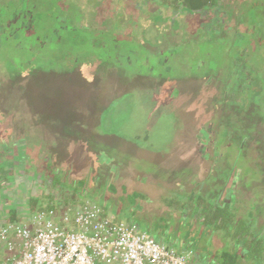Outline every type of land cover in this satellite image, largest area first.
<instances>
[{"label":"rangeland","instance_id":"rangeland-1","mask_svg":"<svg viewBox=\"0 0 264 264\" xmlns=\"http://www.w3.org/2000/svg\"><path fill=\"white\" fill-rule=\"evenodd\" d=\"M244 2L246 1L235 0L231 5L225 6V12L223 11L225 14L218 10L215 17L218 18L219 21H224L226 23L225 26H228L233 32L239 30L243 32V30L246 29L249 34L251 31L257 33L261 26L264 31V0H260L258 6L249 5L246 7L248 11L257 10L256 13H254L255 22L251 19L246 26H244L245 21L250 18L248 14L244 13L242 6ZM251 3H253V1ZM107 5L108 2L103 4L99 3V0H96V5L92 8L94 13L99 16L101 24H104V21L106 22V20L100 18V15L102 16L104 14L103 7ZM79 8L80 3H78L77 0H0V140L4 141L7 139L3 135L6 129H8L10 133L15 132L17 135H22L26 127L24 121L30 114L36 116L33 113L36 112V107L46 114V109L49 105H46L44 100L49 97L52 98L53 96L50 94L53 91H60L62 93L57 96L59 100L63 99L65 96L67 103H80L82 100V93L76 90L74 78L76 75L81 74L85 68V74H90V77L94 75L93 72L95 73L96 79L89 83H91L90 86H93L97 82L98 88L105 84L104 80L100 78H105L104 75L107 73L109 67H111V75L112 73L116 75L114 71L120 69L118 73L119 75H123L122 79L124 82L121 85H115V83H113L110 88L118 92H125L127 90V86L124 85L126 84V80L132 81L131 85L133 88L130 89L131 92L125 93L123 97L117 99L120 108L127 109L128 123L124 121L122 116L113 120V117L111 118L109 114H107L104 117L102 128L105 131L111 132L121 140H125L131 144H133V142L136 143L137 145H130L132 146L130 152L133 153L136 160L140 159L142 161V158L148 159V161H142L145 163L143 168L146 167L147 169L149 166L148 163L158 162L162 157H159V154L152 155V152H150L147 147H144L145 145H142L140 141L134 140L132 142L133 136L139 133L136 121L141 125H145L148 122L149 125L155 117L157 118V116L161 114L165 115L167 112L163 105H175L173 103L169 105L168 100H173L175 103L178 101L180 105H188V103L199 104L197 98L199 100L202 99L204 103H210L212 100L211 97L207 98L208 92L215 96L218 94L217 97L221 98V91L230 79L228 65H225L227 63V58L237 57L234 44L243 41L236 38L234 43L224 38L217 40L214 38L209 39L210 37L206 33H203V27L205 26L203 23H209L210 17L203 19V23L201 22V18L198 22L196 19H191L189 21L187 26L189 31L187 35L188 42H193L195 44L194 47H197L201 42L203 44L213 43L214 46L217 47L216 56L219 58L218 63L222 67L224 66L223 74L218 76L220 78L217 79L216 82H209V77L205 75L195 76L193 73V75L191 74L193 69L192 63L185 65L176 62L178 60L180 61L183 56L180 57L175 55L172 58L168 55L169 58H158L155 49L148 44H144L147 52L144 51L143 53L140 51L139 48L141 47L142 41L138 39L136 34L137 27H135L133 32L125 33L117 29L119 25L116 22L114 25L112 22H108V24L112 26V35L114 37L115 35L118 36L114 38L110 33L111 28L106 32H102L100 30L97 31V29L91 30L88 27L82 26L79 19L81 14L85 11L83 12ZM85 13L90 14L88 10H86ZM152 27L153 23L147 27L143 26V29H146L144 33H146V37L149 41H152L154 37L152 36L154 35ZM224 28L225 30L222 29L221 33H228L226 27ZM174 30H177V28L174 27ZM98 33L99 35L104 34L101 38L105 40L104 44H106V42L108 43V47L105 46L102 48V46H96L93 44V41H88L86 45L75 44L78 40L77 37V40H74V44H72L69 38L72 36H80V39L90 38L97 36ZM258 36L257 38V35L253 33L249 43L255 47L260 45V41H264V36L261 33H258ZM197 40L199 41L195 42ZM182 48L185 51L187 47ZM132 49L134 51L136 49V51L140 53V57L137 55L131 57L130 52ZM189 49L193 50V47L190 46ZM257 51L258 53H262V57L261 54H252L250 55L248 63L243 62L245 67L252 62V69L257 70L254 71L255 77L250 86L246 87L247 89L244 90V80L242 78L239 80L238 84L233 82V88L236 86L234 89L239 90V87H241L240 94L238 92L237 98L234 99V94L230 92L231 96L229 94V97L225 99L227 101L219 105L218 110H216V115L214 113L215 116L213 115V117L206 122L208 128L206 136L208 140H213V136H210L212 134H209V122H213L214 124L211 127L216 128V138L214 140L217 142L216 146H219V151L216 152L219 156L218 162L215 163V161L213 162L205 159L204 161H198L197 155H193L189 160V157L193 153H196L201 131L199 129L191 132V129L183 127L178 129L177 137L183 134V136L187 138L182 145L178 146V150L168 155V158H170L167 160L169 163H174L171 167L172 169L184 167L189 163L192 164V168L188 170L187 173L185 171H180V174H184L185 176L190 174L191 178H196L199 170L203 171L205 176H207L211 168L216 166L214 168V171L217 173L216 180L211 178L209 182L203 186V189L208 190L213 188V193H216L222 184H226L225 176L228 179L227 183H229L230 180L231 182L232 180L236 182L240 191L238 194L241 193L246 200L244 202L246 206L244 211L249 221L253 219L250 218L252 217V211L256 213V215L257 213L260 214V212L264 213V50L260 48V50ZM98 59H104V61L93 63ZM115 66H117V68H114ZM141 72L144 73V77L147 79L145 83L146 87L143 88H141L142 84L139 82L141 81L139 77ZM241 73L242 76H246L243 71ZM188 74H191V76H187ZM136 76L139 78V81L133 80L134 77V79H136ZM17 79H19V85L24 86L26 82L28 86L32 84V88H30L29 92L31 93L32 91L33 94L25 98L26 102H24V87L18 85L15 81ZM35 84L38 86L36 90L33 89ZM165 84H168L169 89L164 87ZM255 84L259 88H257ZM201 91H203V94ZM151 93H154L157 97L161 94L162 98H147ZM164 94H167L170 99L167 98L168 96L163 97ZM232 99L235 101L233 102ZM10 101L14 102L12 112H6L5 108L10 106ZM27 101L28 105H26ZM87 104L93 109L94 106L98 104V98L93 96ZM141 104H145L144 112L140 111ZM14 106L21 107L15 109ZM29 106H31L33 110L26 108H29ZM153 110H156V112ZM9 114H13V119H11V115ZM169 114H171L174 119L173 110L169 112ZM148 117L149 120H147ZM21 123H23L22 126L20 125ZM30 123L32 125L38 124V122L33 120H30ZM23 125L25 127H23ZM164 127L167 129H157L156 131V136H162V138L156 141L149 139L153 148L156 150L165 143L169 145L172 144L168 149H171L177 143L176 141L175 144H173V142L177 140L176 134L169 132L168 125ZM144 131H142L141 135L144 134ZM41 136L42 130L40 129L38 137ZM49 141H51V143L46 145L49 151L52 149L57 156L58 154L64 153L61 143H58L59 148L56 150V139L52 135ZM237 141L238 144H236ZM244 141L248 146L243 148L242 145ZM226 144L230 145V148H226ZM189 147L192 148L193 153L183 158L181 153L184 149ZM246 147L248 148L247 151L245 150ZM90 149H93L92 151L95 154L92 159L85 158L86 154L84 153L86 150L84 151V148L82 151L80 150L78 153H75L77 158L74 159V162L77 164V169L74 170L76 174L72 176L73 178L85 176L83 172L88 169V165H91L95 170L110 172L111 169L108 168L106 161L102 160L104 159L102 156L105 155L113 158L115 162L123 161L125 165L119 169V176L114 177V179L112 178V183L116 185L124 183L128 178L133 177L134 174L139 172L137 171L139 164L134 158L123 157L120 153L113 154L109 152L105 144L103 145L97 139L96 143L88 146L87 150ZM208 149L209 153H214L211 145H208ZM50 154L53 156L51 151ZM78 157L81 159H78ZM233 169L234 175L230 176ZM163 172L165 175H163L162 178L167 177V172ZM131 173L133 174L130 176ZM103 180L104 181L99 185H105V178ZM86 182L88 183L87 187H89L93 184L94 179L92 176H89ZM29 185L35 195L47 193V191L49 193L51 191L54 193L49 187L50 184L48 185L47 183L45 184L37 181ZM137 185L138 183H135L132 188L136 189ZM75 186L78 187L79 190L81 189V184L78 182ZM92 186L86 189L88 193L92 191ZM99 190L102 191V197L111 196L113 191H115L113 187L110 186L101 187ZM172 195L174 198L176 197L175 194ZM54 196H56L57 200L62 201L65 199L64 196L66 195L63 192H58L56 195L54 193ZM212 197H216V195H212ZM178 198L180 199L182 196H178ZM174 201L176 203L178 202L176 198ZM209 204L214 206L215 209L216 203L214 201L209 202ZM119 205H122V209L120 212L113 210V216H116L119 220L133 221L135 215V213L131 215V211L135 209L133 198L131 200L124 198ZM208 208L209 206L205 208L206 213H208L205 219H200L197 223L191 222V220L189 222L187 221V223L184 222L183 227L180 229V232H183L182 236L184 238L182 244L185 245V248L192 249L196 255V259L201 261L202 264H243L244 260L242 254L239 255L241 252L239 251V247H233L231 244L235 242L234 240L231 241L230 239H226V241L224 240L223 246H218L219 240H217L216 237L223 236H220L218 227L223 226L226 220L223 217H219L214 221L210 213H214L216 209L213 210L212 208ZM28 209H30V207L27 206L24 214V221L27 224H29L28 222L31 221L32 217L27 214H33L32 212H28ZM141 211L144 216L141 222L142 224L140 225L141 227L151 229L156 236H160V231L163 229L167 232V235H173L176 232L175 222L156 219V217L158 218L161 215H166L164 209H159L149 204L147 210L143 209ZM194 211L196 210L194 209ZM221 213H223V211H221ZM151 218H153L152 221L150 220ZM56 219L58 220L59 218L56 217ZM247 220H245L244 223H247ZM161 224L163 226H161ZM234 225H236V227L233 232L238 233L241 229L239 223ZM262 227L264 229V223ZM211 250L214 253L211 252Z\"/></svg>","mask_w":264,"mask_h":264},{"label":"trees","instance_id":"trees-1","mask_svg":"<svg viewBox=\"0 0 264 264\" xmlns=\"http://www.w3.org/2000/svg\"><path fill=\"white\" fill-rule=\"evenodd\" d=\"M77 1L80 3L79 9L81 11L86 12V10H88L90 12V14L85 12L82 13L79 20L81 21L82 26L88 27L91 30L97 29V31L100 30L102 32H106L111 28L110 33L112 35V26L109 25L108 22H112L113 25L116 22L119 25L117 29H120L125 33L133 32L135 27H137L136 34L138 39L142 41L139 50L143 53L144 51L147 52L144 44L146 45L148 42L151 44L155 39L160 43L169 42L171 44V47L168 51H163L162 49V51H155L158 58H167L168 55L173 58L178 53H184L187 49H189L190 46H192L193 50L189 49L191 54L190 60L192 67H194L191 73L194 75L204 74L206 77H209V82H216V80L220 78L218 76L223 74L224 66L222 67L218 63L219 58L216 56L217 47L214 46L213 43L203 44L201 42L197 47H194L195 44L193 42H188L187 35L189 31L187 26L189 21L191 19H196L198 22V20L201 18L202 22L206 17H210L209 23L202 22L205 25L203 27V33H206L210 37L209 39L214 38L217 40L224 38L233 43L236 39L243 41L236 42L234 44L237 57L227 58V63L225 65H228L230 79L227 81L228 83L221 91V98L217 97L218 94L215 96L208 92L207 98L211 97L212 101L210 103L205 102V104L193 103L195 104L194 108H187L186 105H178V102L175 103L173 100H168L169 105L172 103L175 105H163L167 113L165 115L161 114L160 116H157V118L155 117L154 120L151 121L152 124L150 123V126L148 125L149 127L144 129L145 131L143 130L144 134H136L137 141H140L141 144L146 143L149 151L151 150L152 153L161 155L167 153V149L170 146L169 144L165 143L163 146L158 147V150L153 148L149 139L156 141L159 138H162V136H156L157 129H167L164 126L168 125L169 132H172L173 134L176 133V136L178 129L181 127L191 129V132L200 129V141L198 143L196 153L193 155L198 156V161H204L205 159L213 162L215 161V163H217L219 156L216 152L219 151V146H216L217 142L214 140L216 138V128L211 127L214 124L213 122H209V134H212L210 136H213V140H208L206 136V132L208 130L206 122L213 117L214 113L216 115V110H218L219 105L227 101L225 99L229 97L230 92H232L231 94H234V99L237 98L238 92L240 94L241 87L238 86L239 90L234 89L236 86L233 88V82L238 84L239 80L242 78L244 80V90H246V87H249L252 83L253 78L255 77L254 71L257 70L252 69V62L247 67L244 66L243 62L248 63L250 55L252 54H261L262 57V53H258L257 50H260V48L264 50V41L261 40L260 45L256 47L249 43L253 33L257 35V38L259 37L258 33H261L264 36L262 26L259 27V32L257 33L251 31L249 34L246 29L243 30V32L240 30L233 32L228 26H225L226 23L224 21H219V19L215 17V15L218 13V10L224 13L225 6L231 5V3H234L235 0H99V3L103 4L108 2V5L103 7L104 14L102 16L100 15V18L106 20V22H103L104 24H101L99 16L94 13V10H92V8L96 5V0ZM244 1H246L244 4L242 3L244 13L248 14L250 18L248 20L246 19L244 24V26H246L251 19L255 22L254 13L257 11H248L246 7L249 5L258 6L260 4V0ZM252 1L253 3H251ZM151 23L154 25L152 29L155 30H153L154 35L152 36L154 37L152 41H149L146 35L143 33V26L147 27ZM174 27H176L177 30H174ZM224 27H226V30L228 31L226 34L221 33L222 29L225 30ZM98 35L84 39H80V36H72L69 38L72 44H74V40H77V37L78 40L75 42V44L86 45L88 41H93V44L96 46H102V48L105 46L108 47V43L106 42V44H104L105 40L101 38V36L104 34ZM115 37L117 38L118 36L115 35ZM198 41L199 40L195 42ZM182 47L187 48L184 51ZM130 53L131 57L140 54L138 51H136V49L135 51L132 49ZM184 59H188V57L185 56ZM98 60L102 62L104 61V59ZM97 61L93 63H98ZM177 63L183 62L179 61ZM242 71L245 73V77L242 76ZM134 78L133 80H139L137 76L136 79ZM15 81L19 85V79ZM139 82L141 83V81ZM19 86L24 87V102H26L25 98H28V95L32 96L31 94H33L32 91L31 93L29 92L30 88H32V84H29L28 86L26 82L24 86ZM255 86L259 88L256 84ZM165 87L169 89L168 84ZM36 88H38V86L35 84L33 89L36 90ZM129 92H131V90L127 89L125 93ZM168 98L170 99L169 96ZM57 100L58 98L56 95H53L52 98L49 97L48 99L44 100L46 105H49V107L47 106L46 114L44 111H40L38 107L35 108L34 106L36 112L33 113L36 116H32L33 114H30L29 117L24 121L26 127L23 125V127H25V132H23L22 135H17L15 132L10 133L8 129L3 132L4 137L7 139L4 141L0 140V229H5L9 226H35L38 223L37 216H43L59 229L65 232H72L78 230L79 228L83 229L89 226L87 225V227H81L77 225L75 222L76 216L81 213H85V211L90 209H95L98 212L100 219H110L116 224L133 226L138 230L149 234L158 242L165 244L164 242H161L160 239L158 240V238H156L154 232L151 229L140 226L144 219L141 210H147L149 204H152L159 209H164L166 213H170V218H167V215H161L158 218L156 217V219L175 222L176 232L173 235H182L183 232H180V229L183 227L184 222L187 223V221L189 222L191 220V222L193 221L197 223L200 219H205L208 214L206 213L205 208L209 206V208H212L213 210L216 209L214 213H210V216H213L214 221H216L219 217H223L226 220V223L223 226L218 227V230H220V236L223 235L222 237H216V239L219 240L220 246L224 245V240L226 241V239H230L231 241L234 240L235 242H232L231 244L233 247H239V251H241L239 255L242 254L244 260L243 264H264V229L262 227V224L264 223V213L260 212V214L257 213L256 215V213H253L252 211V217L250 218L253 219H250V221L247 220L246 212L244 211L246 209L244 203L246 200L243 198L241 193L238 194L240 191L236 182L233 180L231 182L230 180L229 183H227L228 179L226 176V184H222L216 193H213V188L208 190L203 189V186L208 183L211 178L215 180L217 178V173L214 171V168L216 167L215 164V167L211 168L212 173L211 171L208 172L207 176H205L203 171L199 170L196 178H191L190 176L180 174V171L187 172L190 170V168H192V164L190 163L184 167L172 169V166H168V164L166 165V162L164 161L166 157H163L164 159L161 158L158 162H151V164L148 163L149 166L146 169V167L143 168L145 163L142 161H148V159L142 158V161L137 159L136 162L139 164L137 171L139 172H135L136 174H134L133 177L128 178L126 182L116 185L112 183V181L114 177L119 176L120 167H124L125 165L123 164V161L115 162L114 159L109 158L103 161H106L108 168L111 169V172L95 170L91 167V175H85L81 178H73L68 170V165L58 166L57 160L55 159L58 156L52 149H50V151L53 153V156H51L49 149L46 148V145L51 143V141H49V139H51V135L56 139V150L59 148L58 143L61 142L57 139V136L61 133L62 129H60V127L57 129V125L59 124L55 125L59 118L56 117L54 108L53 115L51 117V108L52 106L56 107ZM232 101L234 102L235 100L232 99ZM13 103V101H10V106L5 108L6 112H12ZM110 104L112 105L113 109V102H110ZM26 105H28V101ZM19 107L14 106L15 109H19ZM26 108L33 110L31 106ZM206 109L207 111H205ZM172 110L174 119L171 114H169V112H172ZM153 111L156 112V110ZM9 115H11V119H13V114ZM105 115H107V113H105ZM30 120L36 121L38 124L32 125ZM51 120H53V122ZM22 124L23 123L20 125L22 126ZM40 129L42 130V136L38 137ZM87 129L88 128L84 125L80 126L79 134L86 132ZM202 135L205 143L203 142ZM179 137H183V134H181ZM66 139L69 138L67 137ZM239 141L242 140L240 139ZM183 142V138L179 139L175 147L182 145ZM236 144H238V141ZM208 145L213 147V154L209 153ZM242 146L244 148L248 145L244 141ZM226 148H230V145L226 144ZM247 149L248 148L246 147L245 150L247 151ZM127 152L131 154L130 151ZM127 152H125L126 155L122 154L123 157H129ZM163 171L167 172V177L165 178H162V176L165 175ZM132 174L133 173H131L130 176ZM233 175L234 169L230 176ZM89 176H92L94 179L93 184L89 186L91 187L93 185L92 191L90 193H88L86 190L89 188L87 187L88 183L86 182ZM104 178L105 185H99L102 183V181H104ZM37 181H40V183H47L48 185L50 184L49 187L54 191L55 195L58 194V192H63L66 195L64 196L65 199L62 201L57 200L52 191L50 193L47 191V193H39L38 195H35L29 184L35 183ZM77 182L81 184L80 188L82 190H79V188L75 186ZM135 183H138V185L136 189H133L132 187ZM104 186L113 187L115 191H113L111 196L102 197V191L99 189H101V187L103 188ZM114 193L117 194L115 195ZM172 194H175V198L178 200L177 203L174 201L175 198ZM212 195H216V197H212ZM178 196H182V198L179 199ZM124 198L127 200H131L133 198V203H135V209L134 211H131V215L135 213L133 221H123L119 220L116 216H113V210L120 212L122 209V205L120 206L119 203ZM211 201L216 203L217 207L215 206V209L214 206L209 204ZM27 206L30 207L28 212L33 213L27 214L32 216L31 221L28 222L29 224L25 223L24 221V214L26 211L25 208ZM194 209L196 211H194ZM221 211H223V213H221ZM56 217L59 219L57 220ZM152 219L153 218L150 220L152 221ZM245 220H247V223H244ZM46 223L47 222H45V224ZM237 223H239V227L241 229L238 233H235L233 232V230H235L234 228L236 227L234 224ZM161 226L163 225L161 224ZM160 233L161 235H167V232L164 229L160 231ZM15 234L16 231H12L8 235V243H10L9 241H12V237H16ZM167 246L180 254H186L192 251V261L196 264H202L201 261L196 259V255L192 249L179 252L176 248L170 245ZM16 249L19 250V245ZM4 250H7L8 253L6 258L7 260H4V263L11 260L15 255H19L17 250L16 252L9 250L7 245L3 243L0 245V251ZM211 252L213 251L211 250Z\"/></svg>","mask_w":264,"mask_h":264},{"label":"built area","instance_id":"built-area-1","mask_svg":"<svg viewBox=\"0 0 264 264\" xmlns=\"http://www.w3.org/2000/svg\"><path fill=\"white\" fill-rule=\"evenodd\" d=\"M37 217V226L0 229V245L15 252L19 245V255L4 264H196L192 251L177 253L133 226L100 219L95 209L77 215V225L89 226L72 232ZM12 231L16 237L8 243Z\"/></svg>","mask_w":264,"mask_h":264},{"label":"crops","instance_id":"crops-1","mask_svg":"<svg viewBox=\"0 0 264 264\" xmlns=\"http://www.w3.org/2000/svg\"><path fill=\"white\" fill-rule=\"evenodd\" d=\"M145 30L146 29L143 30V33L145 32ZM153 30H155V29H153ZM144 35H146V33H144ZM147 42H148V40H147ZM147 44L150 45V47L154 48L156 52L162 51V50L168 51L171 47V44L169 42L160 43L156 39L151 44L150 43H147ZM189 51L190 50H187L185 52L183 51L184 53H178L177 54L180 57L183 56L181 59L183 61L180 60V62H183L184 64H187V63L190 64L191 63V60H190L191 54ZM181 52H182V50H181ZM137 56L140 57V54H137ZM185 56H187L188 59H184ZM177 62H179V60ZM114 68H117V66H115ZM102 69H103V67H102ZM111 70H112L111 67H109L107 73L104 75L105 78H103V77L100 78L101 80H104L105 84L101 85V87L97 88V82L93 86H90L91 83H89L92 80L96 79L95 73L93 72L94 75H91V77H90V74L89 75L85 74V72H86V68H85L81 74L76 75L74 78L75 83H76V90H78L82 93L81 102L80 103H75V102L67 103V100L65 99L66 97L64 96L63 99L57 100L56 107L51 108V117L53 115V108H54V111L56 113V117L59 118L56 121L57 123L55 125L59 124V125H57V129H58V127H60V129H62V130H61V133L57 136V139L59 141H61L60 143H61L63 151H64V153H62L60 155L58 154V157L55 159L57 160L58 166L68 165V170L71 173V176H75L76 173L74 172V170L77 169V167H76L77 164H76V162H74V159L77 158L75 153H78V151H80V150L82 151L84 148V151L85 150L86 151H85V153L84 152H82V153L86 154L85 158L92 159L93 155H95L94 152L92 151L93 149L87 150V148L90 144L96 143V139L100 143H102L103 145L105 144L106 149L113 154L114 153L125 154V152L131 150L132 146H130V145H137L136 143L133 142L134 140L137 139L136 135L133 136L134 137L132 140L133 144H131V143L126 142L125 140L119 139L118 137H116L111 132L105 131L102 128V123L104 121L105 113L109 114V116L111 118L113 117L112 118L113 120L119 116H122L124 118V121L128 123L127 109L120 108V106L118 105V102H117V99L120 97H123V95L125 94L126 91L125 92H123V91L118 92L117 90L110 88V86L113 83H115V85L123 84V82H124V80L122 79L123 75H119L118 72H120V69H116L114 71L116 73V75L113 73L111 75L110 74ZM104 73H105V71H104ZM191 74H188L187 76H191ZM196 75H200V74H196ZM144 76L145 75L143 72H141L139 75V77L141 78V84H142L141 88L146 87L145 83L147 82V79H145ZM100 79H99V81H100ZM124 85L127 86L128 90L132 88L131 82L128 79L126 80V84H124ZM165 86H167V84H165L164 87ZM165 88H167V87H165ZM201 92L203 94V91H201ZM60 94H62L60 91H53L50 95L51 96H53V95L58 96ZM93 96L98 98V104L95 105L94 108L92 109L89 107V105L87 103L90 101V99ZM167 96H168L167 94H164L163 97H167ZM147 98H149V99L162 98V95L160 94L159 97H157V96H155L154 93H151V95L148 96ZM197 100H198L199 104H205L202 99L199 100L197 98ZM110 102H113V104H114L113 109H112V105L110 104ZM177 104L179 105L180 103L178 102ZM194 105L195 104L188 103V105H186V107L187 108L188 107L194 108ZM142 106H143V108H142ZM144 110H145V104L144 105L141 104L140 111L144 112ZM205 111H207V109ZM51 121L53 122V120H51ZM54 122H55V120H54ZM150 123H149V126H150ZM82 125H84L88 129L86 132L79 134V132H80L79 128ZM136 125L139 129V133H137L138 135H141L142 131L145 128L149 127L148 122L145 125H141L139 122L136 121ZM57 133H58V130H57ZM67 137L69 139H66ZM181 138H183V140H185L187 137L186 136H183V137H177L176 136L177 140H175L173 142V144H175L176 141L178 142V140ZM77 144H79V145H77ZM142 145H145V144L142 143ZM171 145H169V146H171ZM175 146H176V144L171 149H167V151L170 150L171 152L168 151L167 153H164L161 155L159 154L160 155L159 157H162V158L166 157V159H164V158L163 159L166 162V165L168 164V166L174 165V163L173 164H172V162L169 163V162H167V160L170 158V157L168 158V155H171L172 152L179 149V147H175ZM144 147H147V144ZM150 152H151V150H150ZM190 153H193V151L191 150V147L184 149L181 154L184 158V157L188 156ZM127 154L129 155L128 158L132 157L136 160L133 153L130 154L127 152ZM151 154L154 155V153H151ZM193 154L189 157V160L191 159ZM102 157L104 158L102 160L110 158L106 155L102 156ZM78 159H81V158L78 157ZM91 167H92L91 165L90 166L88 165V169L83 172L86 176L91 175V173H92ZM120 168H122V167H120ZM188 176H190V174ZM166 215H167V218H170V216H171L170 213L169 214L166 213ZM158 237H161V238H158ZM156 238H158V240L161 239L160 240L161 242H164L165 244L176 248L179 252L190 249V248H185V245L182 244V242L184 241V238L182 235H178V234H176V235H160V236H156ZM163 239H164V241H163ZM218 246H220V244H218ZM7 255H8L7 250L0 251V263H4V260H7L6 259Z\"/></svg>","mask_w":264,"mask_h":264}]
</instances>
